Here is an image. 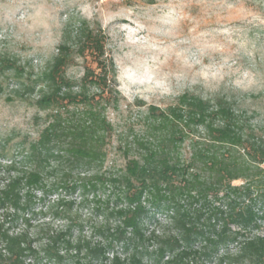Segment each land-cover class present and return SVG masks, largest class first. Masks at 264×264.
Returning <instances> with one entry per match:
<instances>
[{
  "label": "trees",
  "instance_id": "16d2710c",
  "mask_svg": "<svg viewBox=\"0 0 264 264\" xmlns=\"http://www.w3.org/2000/svg\"><path fill=\"white\" fill-rule=\"evenodd\" d=\"M106 39L86 20L67 22L55 55L29 79L45 125L0 177V264H264V144L227 96L184 93L165 109L150 106L124 168L99 172L112 133L105 112L118 102ZM77 59L91 66L76 80L67 69ZM100 189L102 218L88 235L63 197L54 214L64 227L30 230L37 201Z\"/></svg>",
  "mask_w": 264,
  "mask_h": 264
},
{
  "label": "rangeland",
  "instance_id": "374dc122",
  "mask_svg": "<svg viewBox=\"0 0 264 264\" xmlns=\"http://www.w3.org/2000/svg\"><path fill=\"white\" fill-rule=\"evenodd\" d=\"M81 20L105 33L116 72L118 102L105 112L112 133L100 173L124 168L126 145L147 133L150 106L165 109L184 93L227 96L264 144V0H0V177L10 161H22V147L45 125L46 113L32 105L36 90L28 88L29 79L51 61L67 22ZM89 66L77 59L67 75L77 80ZM189 150L185 141L179 154L186 158ZM96 195H48L36 202L30 230L43 237L63 228L54 214L63 197L88 235L102 218L105 194ZM154 226L146 223L148 230ZM13 227L23 228L20 222ZM257 233L264 236V224Z\"/></svg>",
  "mask_w": 264,
  "mask_h": 264
}]
</instances>
